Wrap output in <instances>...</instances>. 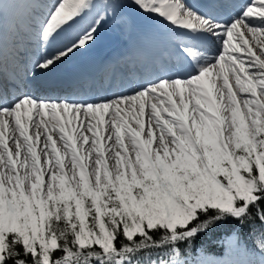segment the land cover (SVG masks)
I'll use <instances>...</instances> for the list:
<instances>
[{
	"label": "snow or ice",
	"instance_id": "obj_1",
	"mask_svg": "<svg viewBox=\"0 0 264 264\" xmlns=\"http://www.w3.org/2000/svg\"><path fill=\"white\" fill-rule=\"evenodd\" d=\"M6 5L32 7L0 0V13ZM131 6L183 37L163 74L130 95L91 102L0 90V264H142V252L147 264H184L179 245L233 223L253 225L254 247L232 232L229 255L256 251L264 264V0ZM94 7L93 0H56L38 38L52 44ZM103 18L97 14L34 68L50 72L89 46ZM34 113L51 119L38 123ZM24 117L35 142L45 136L39 153ZM75 118L86 123L70 132ZM9 128L14 149L3 133ZM153 249L164 251L152 259Z\"/></svg>",
	"mask_w": 264,
	"mask_h": 264
},
{
	"label": "bare ground",
	"instance_id": "obj_2",
	"mask_svg": "<svg viewBox=\"0 0 264 264\" xmlns=\"http://www.w3.org/2000/svg\"><path fill=\"white\" fill-rule=\"evenodd\" d=\"M194 1L192 2L196 3ZM96 10L97 8H93L88 15H86L83 19L79 20L76 24H74L71 29L66 30L65 33H61L57 41L48 45V51L52 52L51 49L68 42L69 39H74L76 35L80 34L84 29H86L92 23V21L97 18L96 16H94ZM18 12H20V10ZM228 14V11H223V15L227 16ZM44 18L39 21V27L41 26V22L44 20ZM30 19L32 20V18ZM140 20L143 22L146 21L142 19ZM132 23H134L135 25V21L133 22L132 20ZM100 25L101 26L98 27V29L100 30L96 32L94 42H91L89 46L80 49V52L79 50H77L75 54L71 57H79L78 53H81V51L89 53L94 50H97V48L95 47L100 46L101 44H103L105 50H109L118 42L124 40L126 35H128L131 30L130 27H126V22L123 21L122 18L121 20L114 23L106 22L101 23ZM20 26L29 33L32 32V29L28 23L20 22ZM33 30L36 31V29ZM32 36L34 35L32 34ZM170 36L174 39H177L178 41L183 39L180 34L173 36L170 34ZM162 39H165L163 42L164 45L169 44V36L163 35ZM143 41V39L133 37V42L131 43V45L134 49L132 53H128L126 56L120 57V59L115 64L114 73L110 77L111 81L113 82V86L112 89L108 92H103L101 89L102 84L104 83L107 77V75L102 77L101 72H99L98 78L95 79L87 77L85 75H82L80 77H73L66 82H62L60 81V79H55L47 84H44V87L39 90L35 87V85H38L37 82H35L34 80H25L26 78L24 77V72L35 58L41 57L48 52H42V54L40 53V42L36 43V54H31L27 52V47L24 44L23 38L20 35V27L12 26L10 24H8L5 28H2L0 26V90H6L10 98H13L16 95L20 94H31L41 98H55L60 97L63 94H69L74 95L68 96L73 100H89L90 102L93 100L99 101L101 98H112L114 95L118 94L130 95L132 93V90L138 88L140 84L146 82L149 79H154L158 75L163 74L166 69L172 67L175 64V57L173 55L174 49L169 52L168 49L164 48V45L158 42V40L155 42V44H148L144 43ZM209 46L211 47V45ZM145 49L148 51H152L153 55H151V57H147V59L143 63V56L140 54V50L145 51ZM124 51H128V48H124ZM166 52L169 53V56ZM210 55H215V51H211ZM27 56L29 57L28 61ZM245 57L247 56L245 55ZM2 60L5 62L7 68L2 67ZM103 67H105V65H102V68ZM131 76L134 77L133 83H130L127 80V78ZM107 82L109 83V78ZM66 89H69L70 91H66ZM89 90L94 91L96 94L91 93ZM90 93L92 94V99H84L85 94ZM23 119L25 120V126L28 127V133L30 134V136H32L35 142V130L27 121V117H24ZM33 119L37 120V122L39 123L40 119L49 121L51 118L50 116L36 117L34 113ZM64 119L67 121L69 117L65 115ZM144 119L146 120V117ZM82 122L86 123V121H83V118H75L72 120V123L67 127L71 132L72 129L77 128L79 125H81ZM92 122L94 123V121ZM52 123L54 124L56 122ZM48 128L53 136V139L57 142V147L61 148V150L63 151L62 142L59 139L58 127L53 130L52 124H49ZM105 128L106 126L104 127V129ZM43 131L44 125H41L40 132L43 133ZM3 133L5 139L8 141L9 146L14 149V144L12 142V129L9 128L7 130H3ZM106 134L107 133L105 132L103 135ZM15 135L19 136V132L17 131ZM89 136H91V133H89ZM20 139L21 141L23 140L22 138ZM44 139L45 136L41 135L40 141L35 142V145L38 147L37 150L39 152L40 149L43 147Z\"/></svg>",
	"mask_w": 264,
	"mask_h": 264
},
{
	"label": "rangeland",
	"instance_id": "obj_3",
	"mask_svg": "<svg viewBox=\"0 0 264 264\" xmlns=\"http://www.w3.org/2000/svg\"><path fill=\"white\" fill-rule=\"evenodd\" d=\"M39 1H41L43 4V6L40 5L41 8L38 7ZM196 1H200V0H196ZM20 2L30 3L32 5V9H30L29 7L28 8L20 7V10L23 12V17H25L27 20L29 18H34L35 19L34 25H37L39 24V21H41L44 17L47 16L50 6L54 4L56 0H20ZM32 3H34V5ZM93 3L95 4L94 8H97L94 16L97 17V14H100L104 17L101 23H106V22L114 23V22L121 20L122 18V20L126 22V27L128 28L130 27L131 29L130 33H132L135 30V26H137L138 20L142 19V20L151 22L152 25L155 26L163 35L169 36L170 42L172 41V42H175L176 44L179 42L178 40L170 36V34L173 36V35H177V33L169 31L162 24L157 22L153 17H149L144 14L138 13L135 10V8L131 6V0H93ZM10 8H11L10 6L6 5L3 12L0 13V25H2V27H4L5 24L8 22L7 13H9L8 14L9 16L11 15L15 17V14H12V11H10ZM105 9H107L106 13H105ZM19 18L23 19L22 16H19ZM132 20L133 22L135 21V25L134 23H132ZM99 30L100 29H98L97 31ZM233 43H235V41H233ZM210 54L211 52L209 53V55ZM244 55L247 56V53H245ZM105 120L106 121L108 120V116L105 117ZM105 126L106 125L101 126V133L103 134L105 133V129H104ZM28 135L30 134L28 133ZM87 135H89V133ZM34 146L36 147V150H37L38 147L36 145ZM49 151H50V148H49ZM37 152L39 153L38 150ZM81 154H83V152H81ZM106 158H107V155H106ZM69 160H70V157H67L65 159V163L67 164ZM92 160H93V157H89L88 160L84 161L87 171H91ZM42 162H43V158H42ZM109 163L111 164V161ZM229 236L230 234L226 235L223 238V242L225 243V246L227 248L223 249V251L220 253L212 254V253L204 252L203 250H200V249H196V250L189 251L187 254H182L181 259L184 261V264H214L215 261L221 260L224 258H229L232 260H247V261H250L251 264H260L262 257L256 251H251L248 255H242L238 251H233L231 255H229V241H228ZM158 252H163V251H158ZM158 252L157 251H154L153 253L151 252V258L156 259ZM148 259L149 257L146 254H144L142 256V264H147Z\"/></svg>",
	"mask_w": 264,
	"mask_h": 264
},
{
	"label": "trees",
	"instance_id": "obj_4",
	"mask_svg": "<svg viewBox=\"0 0 264 264\" xmlns=\"http://www.w3.org/2000/svg\"><path fill=\"white\" fill-rule=\"evenodd\" d=\"M257 229L260 228L259 222L255 224ZM253 225L251 223H246L240 225L238 223H233L226 225L221 228H217L213 231L208 232L207 234L197 236L191 243V245L181 244L179 245L182 254H187L191 250L200 249L207 253H220L223 249L227 248L223 242V238L226 235L231 234L232 232H237L240 234L241 238L247 243L250 249H253L254 245L252 240L249 238V234L252 231ZM139 238V237H137ZM154 251H164L163 249H153ZM145 253H140L142 257Z\"/></svg>",
	"mask_w": 264,
	"mask_h": 264
}]
</instances>
